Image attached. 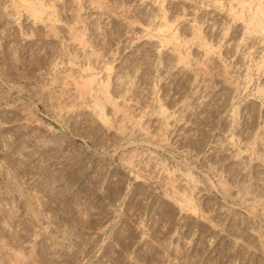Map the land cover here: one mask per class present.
Masks as SVG:
<instances>
[{"label":"rangeland","instance_id":"374dc122","mask_svg":"<svg viewBox=\"0 0 264 264\" xmlns=\"http://www.w3.org/2000/svg\"><path fill=\"white\" fill-rule=\"evenodd\" d=\"M0 264H264V0H0Z\"/></svg>","mask_w":264,"mask_h":264},{"label":"bare ground","instance_id":"6f19581e","mask_svg":"<svg viewBox=\"0 0 264 264\" xmlns=\"http://www.w3.org/2000/svg\"><path fill=\"white\" fill-rule=\"evenodd\" d=\"M39 10H41L42 12H45V11H46L45 8H44L43 6L40 7Z\"/></svg>","mask_w":264,"mask_h":264}]
</instances>
